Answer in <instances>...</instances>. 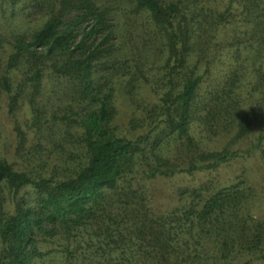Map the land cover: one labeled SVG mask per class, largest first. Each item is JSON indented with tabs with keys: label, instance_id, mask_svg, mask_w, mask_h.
<instances>
[{
	"label": "rangeland",
	"instance_id": "1",
	"mask_svg": "<svg viewBox=\"0 0 264 264\" xmlns=\"http://www.w3.org/2000/svg\"><path fill=\"white\" fill-rule=\"evenodd\" d=\"M182 2L192 30L188 64L203 77L190 134L202 152L228 147L237 157L214 169L154 179L145 178L147 167L141 163L140 170L120 182L123 192L130 188L138 198L126 206L122 198L110 195L91 225L72 231L70 237H39L44 257L32 264H264V0ZM99 4L111 11L113 32L105 47L112 49L95 63L94 77L104 88H113L117 115L111 127L129 139L146 134L153 138L163 130L161 118L148 112L159 105L168 81L164 40L146 14L133 12L134 0H99ZM47 17L37 0H0V79L12 38L32 33ZM104 62L107 70L102 68ZM136 67L146 80L140 79ZM133 74L139 86L130 96L127 82ZM10 76L14 91L21 74L11 71ZM42 84L36 98L42 113L39 121H34L27 99L30 89L10 113V94L0 86V160L16 170L69 178L85 156L82 130L73 122L84 105L72 100L69 81L55 77L49 68ZM249 110L256 115L251 131L233 142L238 123ZM160 147L163 157L181 169L187 166L189 156L175 136L162 135ZM240 182L246 198L239 209L205 225L195 218L185 220L192 203H199L195 207L199 210L218 189ZM26 191L30 189L17 197ZM193 191L201 193L196 200ZM4 196L6 209L12 212L13 200L9 193ZM132 210L138 211L136 219ZM144 216L151 230L141 234ZM155 231L164 233L156 242ZM258 235L261 241L255 247Z\"/></svg>",
	"mask_w": 264,
	"mask_h": 264
},
{
	"label": "trees",
	"instance_id": "2",
	"mask_svg": "<svg viewBox=\"0 0 264 264\" xmlns=\"http://www.w3.org/2000/svg\"><path fill=\"white\" fill-rule=\"evenodd\" d=\"M37 4L46 10L48 17L32 33L12 38V51L0 86L10 94V113L21 95L30 89L27 99L34 121H39L42 113L36 98L42 92L45 70L49 68L55 77L66 78L72 100L84 105V112L81 109L73 122L82 130L85 156L73 175L63 179L16 170L6 160H0V264H32L36 258L44 257L39 251V237L58 234L70 237L72 231L91 225L105 210L110 195L122 198L126 206L131 204L138 198L137 192L130 188L123 192L120 182L140 170L141 163L147 167L143 170L145 178L154 179L214 169L237 157L228 147L219 152H202L190 134L203 77L196 73L195 66L188 64L192 30L182 0H134L133 12L146 14L164 40L167 52L164 78L168 80L159 105H153L148 112L161 118L162 133L153 138L146 134L134 139L118 135L111 127L117 115L113 88H104L94 77L95 63L106 58L112 49L110 45L105 47L113 32L110 9L100 5L99 0H37ZM97 38L100 40L96 44ZM2 40L0 33V45ZM102 68L107 70L109 65L104 62ZM136 70L140 79L146 80L141 69ZM11 71L21 74L15 93ZM138 86L134 74L129 75L127 93L131 96ZM255 120V112L247 111L238 123L233 142L247 136ZM18 134L24 140V135L19 131ZM162 135L175 136L185 147L189 161L184 169L162 156ZM24 189L30 192L17 197ZM5 192L13 200L12 212L6 209ZM191 195L196 200L201 193L193 191ZM245 198L241 182L220 188L204 201L201 209H195L199 203H192L184 218L188 222L195 218L203 225L223 220L224 214L239 209ZM137 213L132 210L131 216ZM147 224L144 216L138 232L151 230ZM162 234L154 232L155 242ZM260 241V236H255L254 246ZM161 244L165 246L163 241ZM224 246L223 258L228 254Z\"/></svg>",
	"mask_w": 264,
	"mask_h": 264
}]
</instances>
